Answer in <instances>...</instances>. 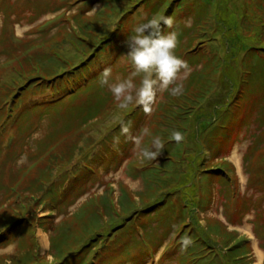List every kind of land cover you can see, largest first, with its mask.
<instances>
[{
  "label": "rangeland",
  "instance_id": "1",
  "mask_svg": "<svg viewBox=\"0 0 264 264\" xmlns=\"http://www.w3.org/2000/svg\"><path fill=\"white\" fill-rule=\"evenodd\" d=\"M2 2L0 107H5L0 113L5 119L0 121V212H6L12 222L6 224L0 219L5 230L0 234V264H9L26 252L33 253L38 264H74L76 254H63L81 249L94 232L91 227L80 235L87 206L92 203L104 213L97 229L103 228L101 232L108 237H104L105 244L88 249L91 252L85 264H264V149L261 154L258 151L259 157L256 154L264 148V55L254 49L257 44L264 49L260 24L264 1ZM154 16L172 18L171 27L162 25L163 32L177 34L174 53L186 63L174 84L182 83L184 89L198 82L213 85L197 99L195 108L183 103L184 108L193 110L182 124L184 150L174 154L181 145H173L166 136L164 148L172 149V155L165 152L163 158L149 160L141 154L143 147L151 146L153 138L159 136L157 131L172 134L178 128L174 123L181 122L174 119L176 113L170 117L163 113V103L170 98L181 100L168 89L157 87L149 112L135 101L127 108L118 104L112 114H101L80 125L97 100L109 96L108 101L113 98L117 102L108 86L101 84L102 75L110 70L109 83L131 75L135 69L127 56L129 38L137 26ZM87 25H96L103 36L94 35V40L112 38L97 51L99 60L95 52L91 56V67L95 61L100 66L92 76L87 74V79L71 84L60 97H46L52 89L42 94L27 78L16 77L32 68L52 77L66 70L63 63L72 67L87 60L93 49L82 57V44L90 43L85 34ZM113 42L117 49L111 48ZM104 54L109 56L102 58ZM48 55L62 63L44 59ZM142 76L132 77L137 87ZM12 77L17 78L16 86H12ZM61 77L64 75L47 82H60ZM78 86L83 88L81 93L69 98ZM10 89L12 94H24L7 100ZM248 93L252 96L246 102ZM58 98H63L61 105L59 100L47 106L46 102L55 103ZM239 99L245 105L241 112L234 105ZM13 106L14 116L9 115ZM20 111L22 118L16 119ZM134 114L136 117L131 118ZM122 124L131 125L130 132L123 134L127 136L125 145L119 142L123 137L113 141L117 129L123 133ZM144 129L150 135H143ZM136 137L141 138L139 144ZM147 167L163 172L153 180L146 174ZM37 173L45 185L30 179L34 181L31 189L26 188L25 181ZM104 196L111 198L109 210L101 204ZM43 200L47 201L43 204ZM154 205L155 212L151 210L133 225L131 239L127 232L138 212L134 209L143 211ZM237 211L243 213L239 216ZM112 213L116 214L115 226L107 224ZM30 214L43 224L35 222L21 237ZM8 233L10 240L4 238ZM199 233L206 238V249L193 241ZM57 236L61 241L54 249L51 242ZM248 246L251 253L243 257ZM255 246L263 251L260 261ZM238 254L242 257L239 261L234 258Z\"/></svg>",
  "mask_w": 264,
  "mask_h": 264
},
{
  "label": "trees",
  "instance_id": "2",
  "mask_svg": "<svg viewBox=\"0 0 264 264\" xmlns=\"http://www.w3.org/2000/svg\"><path fill=\"white\" fill-rule=\"evenodd\" d=\"M262 1H264V0H262ZM2 4H3V2H2V0H1V3H0V8L2 9ZM260 24H261V27H262V35H263V37H264V19H262L261 20V22H260ZM86 28H87V32H85V34H86V37H88V41H90V43L89 42H85L84 44H82V46H83V48H85L84 49V52L82 53V57H83V55L84 56H87L90 52H91V54L89 55V58L87 59V60H85V61H81V62H79V64H76L75 66H70V67H68V66H66V65H64V64H66V63H63L62 65L63 66H65V68H64V72L63 73H56V74H54L52 77H48V75L47 76H42L41 74H43V73H39L36 69H34V68H32L30 71H28L27 73H23V72H21L20 74H18V75H16V77H20L21 79H25V78H27L31 83H33V86H34V88H36L37 89V91H38V88H40V93H42V94H45L47 91V89H52V91L51 92H49V93H47L46 94V97H48L49 95L51 96H57L58 95V97H60V96H62L63 94H62V92H66L68 89H71V84L72 85H76V82H81V80H82V78H85V79H87L88 78V75L87 74H90L91 76L95 73L94 72V70L96 69V68H98L99 69V62H97V61H95L94 63H93V67H91V63H89L90 61H91V56L93 55V53L95 52V59L96 60H99L98 58H100V54H98V52L97 51H99L101 48H103L104 47V44L105 43H107V42H109V41H111L112 40V38H110V37H108V40L109 41H107L106 39H104V40H106V41H100V40H98V38L96 39V40H94L93 38V36L94 35H97V34H99V36H101V37H103L102 36V34H101V32L99 31V29H98V27L95 25V26H92V25H87L86 26ZM92 39V40H91ZM85 40L83 39V42H84ZM87 46V47H86ZM91 46V47H90ZM89 47V48H88ZM253 46H251L250 48H252ZM90 48H93L90 52H89V49ZM111 48H113V49H117L115 46H114V42H113V46L111 47ZM261 48V45H256L255 47H254V49H256V50H261V52H262V54L264 55V49H260ZM250 50V49H249ZM109 55L108 54H104L103 56H102V58H104V57H108ZM101 58V59H102ZM44 59H49V61H50V59H54V60H56V61H59L58 59H56V57H54L53 55H48V56H45L44 57ZM60 62V61H59ZM62 62H60L59 64H61ZM42 64H44V62H42ZM43 65H40V66H38V67H42ZM104 65H102L101 67H103ZM90 67H91V69H90ZM71 69H74V70H72V71H70ZM215 69H216V72H218V65H215ZM67 72H68V74H67ZM69 72H71V73H69ZM60 75H64V77H61L60 78V82H55L54 81V83H51V85H49V82H47V81H50L49 79H51V80H54L55 78H57L58 76H60ZM16 77H12L13 78V84H12V86H16V82H17V78ZM57 80H59V79H57ZM77 80V81H76ZM45 82H47L46 84H45ZM83 82H85V81H83ZM85 85L84 86H86V83H84ZM211 85H213V82L211 83H209L208 81L206 82V84L205 85H203V83L202 82H198V83H195V84H190V85H188V86H186L185 87V89H184V91H183V93H182V95H178V96H176L177 98H179V99H181V100H178V99H173V98H170L169 99V101L168 102H166V104H162V110H163V113L165 114V116H169L170 117V115L171 114H174V113H176V115H175V117H174V119H178V120H180L181 122L179 123L178 121L176 122V123H174L175 125L174 126H178V128L176 129L177 131H180L181 133H183V136H184V131H185V128L182 126V124L183 123H185L186 122V115L191 111V112H193V110H191V109H188L189 107H186V108H184V106H183V103L185 102V103H187V104H192L193 106H190V108H195L196 106H198L199 104H197L196 103V101H197V99H199V97L202 95V94H204L205 93V91H207V89H209L210 87L209 86H211ZM46 87V88H45ZM78 87H79V89H78ZM77 87V89H75L74 91L73 90H71V92H73L74 94H72V95H70L69 96V98H72V97H74V96H77V94L78 93H81V91L83 90V88L81 87V86H78ZM26 89H28V87H27V85L25 86V89L24 90H26ZM12 89H10V91L8 92V95H6L5 97L7 98V100H15L16 99V97L18 96H20V95H23L24 94V92L23 91H21L20 93H18V92H15V93H13L12 94V92H13V90L11 91ZM79 91V92H78ZM11 95H13V97L11 98ZM248 96H252L251 95V93H248V95L246 96V99H245V101L247 102V97ZM45 97V98H46ZM175 97V98H176ZM239 97H240V95H239ZM108 98H109V96H105V97H103V99L101 98V99H99V100H97L93 105L91 104L90 105V108L87 110V114H86V116H85V120L81 123V125L80 126H82V125H87V124H89L90 122H92L93 120H94V118H97L98 116H100L101 114H105L106 116L108 115V114H112V112L118 107V104H119V101H117V102H114L113 100V98L110 100V101H108ZM63 98H58V100H56V102L55 103H50V102H46L48 105L47 106H50V104H53V105H56L57 103H60L61 101V103L59 104V105H61L62 103H63V100H62ZM65 99V98H64ZM10 100V101H11ZM59 100H61V101H59ZM9 101V102H10ZM90 101V100H89ZM113 101V102H112ZM16 102V101H15ZM87 104H90V103H87ZM86 104V105H87ZM246 104V103H245ZM234 105L237 107V109L239 110V112H241V110H245L244 109V106H242V102H241V100L239 99L236 103H234ZM5 106H3L2 105V107H0V111H2L3 110V108H4ZM97 107V108H96ZM140 108H142V107H139V109ZM10 109L12 110L11 112L12 113H10L9 115H16V113H15V109H16V107L15 106H13V107H10ZM52 110H54V111H57V109L56 108H51ZM167 113H169V114H167ZM2 116L3 115H1V113H0V121H1V119H2ZM8 116V115H7ZM164 116V117H165ZM184 116V117H183ZM133 117H136V114H134L131 118H133ZM20 118H22V115H21V111H20V114L18 113V116H17V118L16 119H20ZM5 118H3L2 119V121L4 120ZM26 119H29L28 117L26 118ZM184 120H185V122H184ZM124 125V124H123ZM125 125H127L128 127H129V131L128 132H130V130H131V125H128V124H125ZM4 125H2V127H3ZM79 126V127H80ZM182 128V129H181ZM117 130H119V133H118V135L117 136H114L113 138V141H115V139H117V138H119V137H123L122 139H120V143H122L123 145H125V142H126V138L125 137H127V136H124V135H127V133H121V131H120V129H117ZM157 133L159 134V137L163 140V142H165V140L164 139H166V136H168V138H167V141L168 142H171L173 145L174 144H176V143H178L179 145H181V147L179 146L178 148H177V150L174 152L172 149H170V148H168L167 147V149L166 148H164L163 150H162V153H160V155L159 156H157V158H163L161 155L163 154V153H165V152H168L167 154H166V156H171L172 155V153L174 152V154L176 153V152H178V151H183L184 150V145H183V140L182 141H180V142H177V141H175L174 139H172L171 138V133H169L168 131L166 132V133H164L163 131H157ZM124 134V135H123ZM259 144H260V141H258V144H257V146L259 147ZM263 144H264V142H263ZM165 146V145H164ZM257 147V148H258ZM109 148V150H110V147H108ZM262 149H264V148H260V149H258L257 151H256V154H257V156L259 157V154H261L262 152H263V150ZM262 150V151H261ZM258 151H259V154H258ZM261 157V156H260ZM39 167V166H38ZM37 167V168H38ZM87 167L88 168H90V169H92V166H90V165H87ZM149 167H150V165H149ZM156 168H158V167H156ZM163 169V168H162ZM93 170V169H92ZM218 170H220V171H223L220 167H218ZM38 171V170H37ZM50 172L51 171H49V172H45V173H48V174H50ZM146 174H149L150 176H152L153 177V180H155V178L156 177H158L159 178V176H160V174H161V172H163V171H160L159 170V168L158 169H155V168H149L148 169V167H147V170H146ZM44 173V174H45ZM27 176L29 175V174H26ZM29 179H27L26 181H25V185L27 186L26 188H30L31 189V185L33 184L32 182H34V181H39V183H40V181H41V184L42 185H45V181L43 180V179H40V180H38L39 179V177H38V173H37V175H35V178L34 177H32V176H29L28 177ZM77 178V177H76ZM30 179H32V180H34V181H31ZM16 186L18 187V183H16ZM40 187H41V185H40ZM32 191V190H31ZM33 192V191H32ZM29 193V194H31L32 196H34L36 193ZM36 192V191H35ZM58 193V192H57ZM111 200V198L109 197V196H104V197H102L101 198V204L107 209V210H109L110 208H111V202H110V200ZM132 199V198H131ZM132 201H133V199H132ZM87 208H88V210H87V212H88V216H85L84 218H83V222L85 223V225L84 226H81V228H83L84 230H82L81 229V231H80V235L82 236L83 234H85L86 233V231H88V229H90L91 227H92V229H93V233L91 234V236L86 240L87 242H85L82 246V248L81 249H79V250H73V249H71V250H69V251H66V254H63V255H68V256H73V254H76V261H75V263L74 264H85L86 263V261H87V259H88V254L91 252L90 250H88V249H90L91 248V246H93V247H97L99 244H103L106 240L104 239V237L107 239V237H108V234H106V233H102L101 231H102V229H97V227H99L100 228V224H101V221H102V219H104V213L103 212H101V210L99 209L98 210V208L96 207V204L95 203H92V204H90V206L88 205L87 206ZM126 208V207H125ZM138 209V208H137ZM136 208L134 209V211H138L137 212V214L135 215V217H134V222H132L131 224H130V226L128 227V232H127V234H129V236H130V238L131 239H134V233H133V231H132V229L134 228V226L138 223L137 221L138 220H143V218L144 217H147V213H150V211L151 210H154V212L156 211V209H157V206L156 205H154L153 207H150V209H144L143 211H139V210H137ZM142 209V208H141ZM4 211V210H3ZM141 212H143V214H141V215H139V213H141ZM238 212V215L240 216L241 215V213H243V212H239V211H237ZM19 213V212H18ZM2 214V215H1ZM115 213H112L110 216H111V218H110V221H108L107 222V224L109 223V225H112V226H115V225H117V223H115V221H114V217H115ZM231 215H232V213H231ZM14 217H16V216H14ZM0 219H2V221L4 222V223H6V224H9L10 223V221L12 222V218L9 216V215H7L6 214V212H0ZM27 222H28V226H26V227H23L22 229H21V231H20V234L22 233V235H19V236H23L24 235V233H26L27 231H29V230H31V228H32V226L34 227V223L36 222L38 225H41V224H43V222H39L37 219H36V217H35V215H33V214H30L28 217H27ZM129 222H131V221H129ZM134 225V226H133ZM187 226H189V223H187ZM78 227V226H77ZM120 228H122L121 226L120 227H112L111 229L114 231V230H118V229H120ZM3 229V227H0V234H2L5 230H2ZM63 229H65V227H63V228H60L59 230L60 231H62ZM80 228H78V229H76V234H77V231L79 230ZM110 229V230H111ZM86 230V231H85ZM99 230V231H98ZM207 230H208V228H207ZM223 232H225V231H223ZM226 233V232H225ZM255 234V233H254ZM78 235V234H77ZM256 236V238L258 237L257 236V234L255 235ZM80 237V236H79ZM6 240H10V238H11V235H10V233H8V236H6V237H4ZM60 239V237L59 236H57L56 238H54V240H53V242H51V247L52 248H54V249H57L56 248V244L58 245V243L61 241V240H59ZM205 239L206 238H204L200 233L198 234V235H196L195 237H194V239H193V241H194V243H197L198 242V244H200V245H202V246H204L205 247V249L207 248L206 246H208V244L206 243V241H205ZM59 240V241H58ZM227 241H232L231 239H227ZM81 244V243H80ZM105 244V243H104ZM90 245V246H89ZM232 247V245L230 246V248ZM211 249V251H212V248H210ZM248 251H246V254L243 256V257H246V256H248L250 253H251V250H250V247L248 246ZM79 254H81V255H79ZM234 258H236V260H241V256L238 254L236 257H234ZM32 262H35L36 263V260H35V258H34V255H33V253L31 254L30 252H26V253H24L22 256H21V258H13V259H11L10 260V263L9 264H31ZM36 264H38V263H36ZM245 264H250V263H245Z\"/></svg>",
  "mask_w": 264,
  "mask_h": 264
},
{
  "label": "clouds",
  "instance_id": "3",
  "mask_svg": "<svg viewBox=\"0 0 264 264\" xmlns=\"http://www.w3.org/2000/svg\"><path fill=\"white\" fill-rule=\"evenodd\" d=\"M172 23L171 17L154 16L134 29V35L128 41L127 56L135 70L128 78L117 83H109L110 70L104 71L100 82L108 86L114 98L119 101L120 108H127L135 101L143 106L145 112L151 111L157 87L168 89L172 96L183 93L184 85L174 84L181 68L186 67L185 61L174 53L178 37L175 32L164 33L162 27V25L171 27ZM140 74L143 76L137 87L132 77ZM173 84L174 86L169 88ZM122 131L127 133L129 127L122 124ZM143 135H150L149 130L144 129ZM171 138L180 142L184 136L180 131H173ZM134 139L136 143H140V137ZM163 149L164 142L156 136L150 147H143L141 154L146 159L155 160Z\"/></svg>",
  "mask_w": 264,
  "mask_h": 264
},
{
  "label": "bare ground",
  "instance_id": "4",
  "mask_svg": "<svg viewBox=\"0 0 264 264\" xmlns=\"http://www.w3.org/2000/svg\"><path fill=\"white\" fill-rule=\"evenodd\" d=\"M255 247H256V250H257V253H258V258H259V261H260L263 258V251H261V249H259L257 246H255Z\"/></svg>",
  "mask_w": 264,
  "mask_h": 264
}]
</instances>
